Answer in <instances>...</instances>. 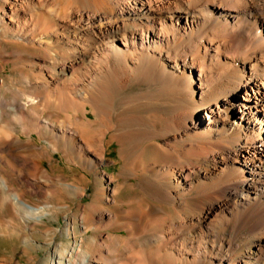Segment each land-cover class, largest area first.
I'll return each mask as SVG.
<instances>
[{"label": "bare ground", "instance_id": "obj_1", "mask_svg": "<svg viewBox=\"0 0 264 264\" xmlns=\"http://www.w3.org/2000/svg\"><path fill=\"white\" fill-rule=\"evenodd\" d=\"M0 39L32 57L29 109L63 116L39 128L98 165L118 144L112 206L79 213L111 231L78 256L264 264V0H0Z\"/></svg>", "mask_w": 264, "mask_h": 264}, {"label": "rangeland", "instance_id": "obj_2", "mask_svg": "<svg viewBox=\"0 0 264 264\" xmlns=\"http://www.w3.org/2000/svg\"><path fill=\"white\" fill-rule=\"evenodd\" d=\"M1 40L0 264H57L53 253L58 246L61 254L71 252L69 258L74 264H100L90 259L85 251L78 256L77 247L81 244L90 248L93 239L101 240L105 233H110L111 227L98 226L93 220L84 227L79 213H83L84 208L91 213L93 210L88 207L93 201L112 206L106 199L111 197V189L123 182L122 175H118L121 168L118 144L110 146L103 165H98L90 153H79L75 141L55 140L49 129L39 128L35 118L50 122L61 120L63 116L54 108L42 114H34L29 109L31 104L26 100L31 88L26 86V81L30 80L27 72L32 57L20 53L14 44ZM21 102L26 105L13 107ZM101 170L106 173L100 177ZM121 191L119 199L136 196L132 188L126 191L121 188ZM14 193L29 205L43 206L46 214L40 218L27 215L12 200ZM250 220L245 213L239 224L246 226ZM248 230L246 226L242 232ZM64 254L61 264L66 263ZM106 262L114 263L109 259Z\"/></svg>", "mask_w": 264, "mask_h": 264}]
</instances>
